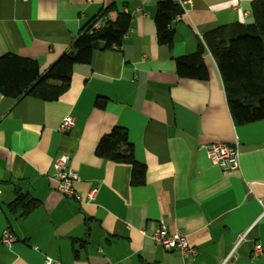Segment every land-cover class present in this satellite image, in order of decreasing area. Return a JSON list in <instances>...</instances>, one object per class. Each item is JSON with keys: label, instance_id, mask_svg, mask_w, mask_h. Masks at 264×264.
Instances as JSON below:
<instances>
[{"label": "crops", "instance_id": "crops-1", "mask_svg": "<svg viewBox=\"0 0 264 264\" xmlns=\"http://www.w3.org/2000/svg\"><path fill=\"white\" fill-rule=\"evenodd\" d=\"M161 1L191 2L172 24V48L157 40ZM252 1L0 0V57L35 58L41 72L102 10L116 4L132 17L122 46L77 66L58 100L0 93V264H264V120L234 123L209 51L208 80L178 77L174 61L195 53L207 32L248 23ZM67 116L75 126L60 133ZM116 127L146 166L143 185H132L130 164L96 154ZM237 143V170L224 172L207 155L209 145ZM66 151L83 202L57 190L54 165ZM24 194L39 205L21 216L9 205ZM161 222L185 233L197 255L157 244ZM6 230L16 238L10 245L1 241Z\"/></svg>", "mask_w": 264, "mask_h": 264}, {"label": "trees", "instance_id": "trees-1", "mask_svg": "<svg viewBox=\"0 0 264 264\" xmlns=\"http://www.w3.org/2000/svg\"><path fill=\"white\" fill-rule=\"evenodd\" d=\"M184 14L182 6L173 1L157 5L155 24L159 45H174V20ZM132 17L116 4L102 10L85 24L72 43L70 52L62 55L50 68L41 72L37 59L6 54L0 57V93L21 99L32 96L56 101L66 92L77 66L89 65L95 51L120 48L128 34ZM210 52L223 80L231 116L237 126L264 120V0L251 2V20L220 26L205 34L195 53L176 58L178 77L208 80L204 60ZM96 105L104 107V102ZM97 156L132 166V185L145 184L146 166L136 160L128 132L116 127L103 137ZM39 202L28 195L18 196L10 205L12 212L30 214Z\"/></svg>", "mask_w": 264, "mask_h": 264}, {"label": "built area", "instance_id": "built-area-1", "mask_svg": "<svg viewBox=\"0 0 264 264\" xmlns=\"http://www.w3.org/2000/svg\"><path fill=\"white\" fill-rule=\"evenodd\" d=\"M186 3L182 1L180 5L182 8ZM184 9V8H183ZM247 15V14H246ZM182 16V15H181ZM181 16L177 17L174 21H179ZM75 126V119L72 116L65 117L59 127L60 133H66ZM207 155L209 159L216 165H218L224 172H231L239 168V150L238 143L234 145L229 144H212L206 147ZM70 159L69 152H64L61 157L55 162L58 192L68 198L78 202H83V198L75 190L74 183L79 180L78 174L68 165ZM97 189L91 190L87 194V200L93 201ZM144 234V232H142ZM154 241L163 246L168 251H179L183 256H196V249L192 248L187 240V235L183 232L169 233L166 226L161 222L159 228L156 230ZM1 241L5 245H10L16 241V238L10 230H6L1 238ZM263 255V248L260 244H257L254 248L253 256L260 257ZM46 264H52V260L47 258Z\"/></svg>", "mask_w": 264, "mask_h": 264}]
</instances>
